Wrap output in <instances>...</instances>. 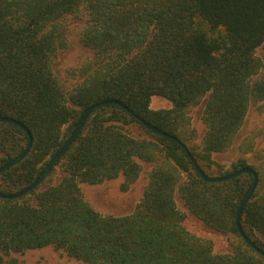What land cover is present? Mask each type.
<instances>
[{
    "label": "trees",
    "instance_id": "1",
    "mask_svg": "<svg viewBox=\"0 0 264 264\" xmlns=\"http://www.w3.org/2000/svg\"><path fill=\"white\" fill-rule=\"evenodd\" d=\"M83 13L79 42L93 59L67 88L53 71L66 48L65 19ZM264 44V0H0V193L31 185L63 147L85 109L114 100L149 125L178 138L200 170L224 177L253 170L256 189L240 214L242 233L264 251V170L237 158L223 171L213 155L233 145L252 104L264 100L256 50ZM153 96L168 110H151ZM202 104L200 149L187 133L186 111ZM149 167L139 203L125 216L90 207L79 184L123 178L122 191ZM53 178L57 181L52 183ZM252 185L242 174L205 182L175 142L154 134L123 109L91 112L83 129L34 190L0 198V264L12 254L52 247L83 264H264L241 238L236 211ZM188 214L227 238L229 252L183 227Z\"/></svg>",
    "mask_w": 264,
    "mask_h": 264
},
{
    "label": "rangeland",
    "instance_id": "2",
    "mask_svg": "<svg viewBox=\"0 0 264 264\" xmlns=\"http://www.w3.org/2000/svg\"><path fill=\"white\" fill-rule=\"evenodd\" d=\"M85 20L86 16L83 13L65 19L66 48L57 54L53 63V71L68 89L78 82L79 68L93 59L92 52L82 47L79 42ZM256 56L262 64L257 77L264 79V44L256 50ZM171 107V103L162 97L153 96L150 100L151 110H168ZM202 109L203 105L200 104L186 111L187 127L185 130L189 134L193 133L190 144L198 149L201 147L205 132V126L201 121ZM240 157L256 167L262 166L264 170V100L250 106L231 148L225 153L213 155L212 159L222 166L223 171H230L232 163ZM140 165L142 172L127 191L121 190L123 178L118 177L98 185L79 184L83 198L92 209L103 216L129 215L139 203L147 184L146 172L149 167L143 163ZM56 181L53 178L52 183ZM175 200L178 210L185 215L182 225L186 231L195 237L211 241L214 253L229 252L226 237L209 231L202 223L188 214L177 196ZM11 257L15 258L18 264H83L52 247L12 254Z\"/></svg>",
    "mask_w": 264,
    "mask_h": 264
},
{
    "label": "water",
    "instance_id": "3",
    "mask_svg": "<svg viewBox=\"0 0 264 264\" xmlns=\"http://www.w3.org/2000/svg\"><path fill=\"white\" fill-rule=\"evenodd\" d=\"M104 106H113V107H117L120 109L125 110L126 112H128L130 115L134 116L137 120H139V122H141L148 130H150L151 132H153L154 134H157L161 137L167 138L173 142H175L177 145L180 146V148L186 153V155L189 157L192 165L194 166L196 172L199 174V176L208 183H220L223 181H227L230 179H233L235 177H238L239 175L242 174H248L252 177V185L249 188L245 198L242 200L241 204L239 205L237 211H236V215H235V226L241 236V238L246 242V244L252 248L257 254H259L260 256H262L264 258V251L259 249L257 246H255V244H253V242H251L241 231L240 229V224H239V219H240V214L242 212V209L244 208L245 204L249 201V199L251 198L254 190L256 189L257 183H258V178L256 173L251 170V169H241L238 170L236 172H233L232 174L228 175V176H224V177H209L206 176L201 170L200 168L196 165L194 159L191 157L190 153L188 152L187 148L185 147V145L175 136L169 135L151 125H149L148 123H146L145 121H143L141 118H139L138 116H136L135 114H133L131 111H129L125 106H123L122 104H120L117 101L114 100H106L103 102H99L93 105L88 106L84 113L83 116L80 120V122L78 123V125L76 126V128L74 129V131L71 133V135L68 137V139L66 140L65 144L63 145V147L61 148V150L55 155L53 156L48 163L46 164V166L44 167L43 171L41 172V174L38 176V178L29 186H27L26 188H24L23 190L14 193V194H9V195H5V194H1L0 193V198L1 199H6V200H15L18 199L21 196H24L26 194H28L29 192H31L32 190H34L37 186H39V184L44 180V178L47 176V174L49 173V171L51 170V168L57 163V161L63 156V154L66 152V150L68 149V147L70 146V144L74 141V139L78 136V134L81 132V130L84 127V124L89 116V114L101 107ZM6 122H11V123H15L14 120L9 119V118H1L0 117V123H6ZM19 126L22 128V130L24 131V133L27 136V147L26 149L22 152V154L20 156H18L16 159H14L13 161H11L10 163H8L7 165L3 166L0 168V174L15 166L16 164H18L28 153L30 147H31V143H32V137L30 135V133L25 129V127L21 124H19Z\"/></svg>",
    "mask_w": 264,
    "mask_h": 264
}]
</instances>
